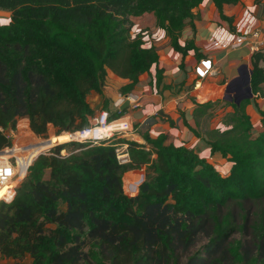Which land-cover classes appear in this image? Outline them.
<instances>
[{"label": "trees", "instance_id": "16d2710c", "mask_svg": "<svg viewBox=\"0 0 264 264\" xmlns=\"http://www.w3.org/2000/svg\"><path fill=\"white\" fill-rule=\"evenodd\" d=\"M204 1L0 0V10L12 12L0 25V129L15 130L21 118L38 136L49 125L58 133L91 128L89 97L103 94L108 70L131 82L122 89L129 94L159 64L156 46L132 35L133 21L152 15L186 57L198 49L180 39ZM210 1L228 21L224 8L241 2ZM263 64L264 50L252 56L253 95L262 94ZM127 110L109 112V120ZM223 125L206 140L231 164L225 176L193 149L149 131L138 133L143 143L55 147L35 161L14 200L0 203V256L29 264H264V130L253 137L255 125L239 108ZM9 144L0 131V150ZM122 145L125 164L116 154ZM144 168L137 195L128 196L125 175Z\"/></svg>", "mask_w": 264, "mask_h": 264}, {"label": "crops", "instance_id": "0c3cea01", "mask_svg": "<svg viewBox=\"0 0 264 264\" xmlns=\"http://www.w3.org/2000/svg\"><path fill=\"white\" fill-rule=\"evenodd\" d=\"M248 13L255 17L259 31L264 35V0H241L238 5L226 6L223 15L231 21L222 18L220 11L212 1L205 0L200 7L193 11V20L191 21L193 26L187 25L180 39L182 45L193 41L198 49V52L190 51L186 57L174 51L164 32L163 34L158 32L157 40H161L166 48L162 51L158 50L159 64L147 73V81L144 79L143 82L141 76L138 85L129 93L132 99L135 98L140 103H137L136 107L130 105L124 115V118L129 119L131 124L136 125L140 131H149L153 139L165 135L168 144L193 149L201 159L212 163L224 176L229 174L231 164L221 154H212L206 140L207 133L218 127L214 126L202 134L199 120L202 117H208L209 111L202 114V111L196 112V110L205 103L212 105L217 101L220 103L221 99L230 102L233 99H240L247 87L243 77L246 72L250 73L251 71L253 55L246 47L239 50L207 52L205 46L212 38L219 37L227 40L228 35L225 32H233L237 22ZM221 29L224 32L219 35L220 31L218 30ZM148 44L146 41V45ZM151 46L152 44H149L147 47ZM208 58L213 61L216 70L211 76L197 80L195 68L201 60ZM238 69L240 74H237ZM109 71L111 70L107 71L106 83L109 79L112 81V99L105 98V101H108L109 108L114 111L116 110L115 102L120 97L127 98L129 96V94H123L116 97L120 93L118 91L122 92V89L131 82L117 76L112 71L110 75ZM158 71L161 72L160 85L157 83ZM106 83L104 87H106ZM261 88L262 94L241 100L235 107L231 103H226L230 107L226 113L234 111L236 108L240 109L245 102L247 103V109L244 112L241 109L240 111L250 116L255 125L253 131H257V135L264 130L262 116L264 114V84ZM139 89L141 96L135 94ZM132 99L130 102H133ZM217 120L222 122L223 118L220 117ZM136 136H138V140H132L143 143L142 138L138 134ZM127 182L136 183L129 177Z\"/></svg>", "mask_w": 264, "mask_h": 264}, {"label": "built area", "instance_id": "2783aa9c", "mask_svg": "<svg viewBox=\"0 0 264 264\" xmlns=\"http://www.w3.org/2000/svg\"><path fill=\"white\" fill-rule=\"evenodd\" d=\"M219 35H222L224 30H218ZM228 35V39L216 37L212 38L209 43L206 44L205 50L207 52L216 51H228L239 50L244 47L249 49L251 55H254L264 50V35L259 31L257 26V20L251 14H245L235 25L234 31L225 32ZM216 68L211 59L201 60L195 68V78L197 80H203L208 76H211L215 72ZM126 99L131 100L130 96L120 97L114 107L116 110H120ZM130 102L134 107L137 106L136 99H132ZM115 110V111H116ZM110 113L108 111H102L98 116L93 119V126L83 131L71 133L74 136L72 141L79 143H93L100 144L112 140L116 134L128 135V132L132 130L131 122L129 119L121 118L110 121ZM126 119L125 122H123ZM28 118H21L16 124V129L12 131H0L6 136L10 144L3 147L0 150V203H11L15 196L17 189L27 177L30 168L35 161L42 155H47L52 150L47 149L37 156L33 157L29 165H24L28 155L33 150V144L31 142V136H34ZM23 122H27L28 136L22 137L20 134V126ZM97 130H104L102 138H92V133H97ZM67 134H69L67 132ZM70 135V134H69ZM56 136V137H60ZM50 139V138H49ZM47 139V140H49ZM43 140V141H47ZM71 141V140H70ZM71 143V142H70ZM64 145L59 143L52 146L54 149L57 146ZM63 152V151H62ZM62 154V153H61ZM117 158L120 163L125 164L129 161V154L127 153V145L118 146L116 149ZM3 258L0 256V264Z\"/></svg>", "mask_w": 264, "mask_h": 264}, {"label": "rangeland", "instance_id": "374dc122", "mask_svg": "<svg viewBox=\"0 0 264 264\" xmlns=\"http://www.w3.org/2000/svg\"><path fill=\"white\" fill-rule=\"evenodd\" d=\"M11 15H12L11 11L0 10V25L9 24L10 21H11ZM158 32H159V34H163V31L159 30L156 27L155 19L153 18L152 15H146V16H144L142 18L135 19L133 21L132 35L135 36L138 33H141L143 35V37L145 38V41H147L149 44H152V46L153 45L156 46V48L159 51H162L164 48H166V45L164 43H162L161 40L160 41L157 40V37L159 35ZM149 44L146 45V46H149ZM109 73L111 75L112 72L109 71ZM237 74H240V70L239 69L237 70ZM147 75L148 74H145V75H143L141 77L143 82L145 81L144 79H146V81H147V79H148ZM106 84L107 85H106V87H104V92H103L102 95H92V96L89 97V101L92 104L94 110L96 111V116H98L102 111H108V112L112 111V108L110 109L109 105L106 106L105 102H104L105 98L112 99V81L109 79V80H107ZM198 88H200V85H198ZM118 92H120V93L117 94L116 97L118 95H123L120 90ZM135 94L138 95V96L139 95L141 96L140 89H139V91H136ZM130 95L131 94H129V96ZM229 98H231V97L229 96ZM234 100L235 99H233L232 102H230L229 100L225 101L224 99H221L220 103L218 101L217 102L214 101L216 103H213L212 105L209 106V110H208L209 111V116L208 117H202L201 118L202 120L201 119L199 120L200 123H201L200 132H202V134L206 133L207 131H209L214 126H217L218 128H224L223 120L221 122L220 120H217V119H219L220 117L224 118L223 116H225L226 112L228 110H230L229 109L230 107L226 103H231V105L234 104L233 105L234 107L236 106L235 103H234ZM223 102H225V103H223ZM137 103H140V101L137 100L136 104ZM207 103H209V102H207ZM246 107H247V103L245 102L242 105V108H240L241 111L244 112L245 109H247ZM125 121H126V119L123 122H125ZM29 123H30V121H29ZM221 123H222V125H221ZM131 128H132V130L130 132H128L127 136L125 134H116L115 137L113 138V140L115 139V140L119 141V140L124 139L126 137H129V138L134 139V140H138V136H136V135L138 133L142 132V131H140L138 128H136V125H134V124H131ZM20 129H21L20 130L21 136L23 134L22 137L28 136L27 122H23L21 124V126H20ZM32 132H33V130H32ZM256 132L257 131H255V132L252 131L253 137H257V133ZM69 134H67V132L58 133V130L55 127H53V126L51 127V125H49L47 133L44 136H38L35 133H34V136H31V142L34 145L32 152L35 150L36 153H38V154L42 153L41 150H42L43 144L44 143H48V142L54 143V146L59 144V143L68 144L70 142H75V141H72V139L74 140V136H76V135H73L71 133H69ZM59 135H61V136L60 137H56V136H59ZM47 139H49V140H47ZM58 139H60V140L57 141ZM43 140H47V141H43ZM51 149H53V148L50 147L48 149V151L51 150ZM68 154H69V151L63 150L61 155L62 156H67ZM132 173L136 174V175H133V176L129 177V179H132L135 182L137 180V182H139V184H138L137 189L136 190L134 189L135 191H131V190L127 191L126 188H125L126 194L128 196H131V197L137 195L138 190H139V186L145 180L146 171H145V168L142 169V170H138V171H132V172L127 173L125 175V177L127 175H129V174H132ZM139 179H140V181H139ZM124 186H125V183H124ZM29 263H30V259L29 258H27L26 260H24L22 262H19V263L16 262L15 260H8V259H4V258L1 261V264H29Z\"/></svg>", "mask_w": 264, "mask_h": 264}, {"label": "bare ground", "instance_id": "6f19581e", "mask_svg": "<svg viewBox=\"0 0 264 264\" xmlns=\"http://www.w3.org/2000/svg\"><path fill=\"white\" fill-rule=\"evenodd\" d=\"M104 132H105L104 130H97V133H94V132L92 133V136H93L92 138L100 139V138H102V136H103L102 133H104ZM59 140L60 139H58L57 141H59ZM37 154L38 153H36L35 150L33 152L31 151V153L28 155L24 165H29L31 163L33 157H35ZM132 175H136V174L132 173V174L127 175L124 178L125 188H126L127 191H129V190L135 191L137 189V187H138V184H139V182H137V180H136V184L127 183V178L132 176ZM139 181H140V179H139Z\"/></svg>", "mask_w": 264, "mask_h": 264}, {"label": "water", "instance_id": "95a60500", "mask_svg": "<svg viewBox=\"0 0 264 264\" xmlns=\"http://www.w3.org/2000/svg\"><path fill=\"white\" fill-rule=\"evenodd\" d=\"M243 80L246 84V89L244 90V94L241 96L240 99L236 100V104L239 103V101L241 100H244V99H247L249 97H253V93H252V90H251V87H250V81H251V71L250 73L249 72H246L244 77H243ZM131 103H130V100L128 99L126 101V103L121 107L120 111L121 112H124L126 109H128L130 107Z\"/></svg>", "mask_w": 264, "mask_h": 264}]
</instances>
